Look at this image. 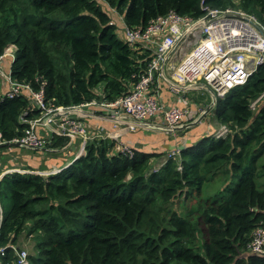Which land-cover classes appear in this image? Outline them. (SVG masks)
<instances>
[{"label":"trees","instance_id":"obj_1","mask_svg":"<svg viewBox=\"0 0 264 264\" xmlns=\"http://www.w3.org/2000/svg\"><path fill=\"white\" fill-rule=\"evenodd\" d=\"M106 1L0 0V57L8 46L17 48L5 70L35 90L44 84L57 106L113 103L150 60L128 44L122 20L135 28L171 10L203 13L202 0ZM205 2L241 8L264 22V0ZM8 90L0 75L4 142L24 135L19 117L28 108ZM263 93L264 65L218 99L214 119L230 134L184 141L176 158L136 148L130 158L116 151L115 140L96 138L58 175L6 174L0 202L8 192L11 207L0 230V249L8 248L0 263H17L12 247L26 234L37 242L30 264H264V257L248 255L254 231L264 225V102L251 109ZM54 139L56 148L67 143ZM212 183L217 191L204 195ZM190 197L196 203L180 212L177 203Z\"/></svg>","mask_w":264,"mask_h":264},{"label":"built area","instance_id":"obj_2","mask_svg":"<svg viewBox=\"0 0 264 264\" xmlns=\"http://www.w3.org/2000/svg\"><path fill=\"white\" fill-rule=\"evenodd\" d=\"M205 1L201 2L203 13L199 17L171 10L166 15L152 19L145 27L135 28L128 27L123 20L122 30L128 44L144 55L148 54L150 60L145 72L137 76L138 80L129 93L113 103L93 100L80 106L54 105L47 99L44 84L35 90L30 84H21L12 79L11 69L7 72L3 62L10 58L11 68L15 57L12 50L9 52L6 49L0 57V75L9 88L6 95L10 99L24 98L28 108L19 117L20 124L25 126L24 135L11 142L0 141V146L7 144L34 152L65 153L80 140L79 154L63 169L67 170L86 152L87 142L100 137L115 140L116 151L132 158L134 147L119 140L120 135L115 134L120 131L118 126L125 125V129L131 132L145 128L153 133L177 138L186 126L201 122L205 112L202 106H170L167 110L160 100L162 91L166 88L176 99H182L190 91L210 93L211 89L212 104L210 100L209 105L216 106L218 99L224 98L234 88L245 85L264 65V22L241 8H215ZM235 3L239 4L238 1ZM12 46L17 50L15 45ZM263 102L264 93L252 103V111H257ZM96 108L109 111L111 122L116 124L113 132H109L106 137L90 132L87 119L94 115ZM230 132L227 125H221L214 136L223 138ZM55 137L66 138L67 143L56 148L53 146ZM178 153L179 150L172 151L167 158H176ZM63 170L54 169L47 173L24 170L13 172L47 177L58 175ZM2 224L0 202V230ZM12 248L17 257L16 264H30L26 249L17 245ZM7 249H0L2 257L6 255ZM248 255L264 257V225L254 231L248 245Z\"/></svg>","mask_w":264,"mask_h":264},{"label":"crops","instance_id":"obj_3","mask_svg":"<svg viewBox=\"0 0 264 264\" xmlns=\"http://www.w3.org/2000/svg\"><path fill=\"white\" fill-rule=\"evenodd\" d=\"M209 94V92H207ZM194 92H190V94H186L185 97H182V99H176L174 95L169 92L166 88L161 93V102L163 105L167 108L170 106H191L194 107L196 105L202 106V108L205 110L204 114H202V118L204 115L208 112V110H211V107L209 105L204 106V104L208 101L210 103V94L208 95L207 99L205 98L203 102H197L195 101V97L193 96ZM202 94V93H200ZM185 98V99H184ZM208 103V104H209ZM209 106V107H208ZM161 122V120H159ZM87 122L90 126V132L96 136H102V132H105V130H109L113 132V128L116 125L114 122H111L109 111L101 110V108H96L94 115L89 117L87 119ZM127 122V121H126ZM125 126V125H124ZM221 127V124L218 121L214 120V113L211 112L207 114L206 117H204L201 122H199L197 125H195L190 129L188 133L185 135L181 134L178 135L177 138H174V136H167L165 134L160 133H153L149 132L146 129L142 128L137 130L136 132H131L128 130H122L119 131V133H123V135L120 138V141L131 145L132 147L138 149L141 152L145 153H160V151L169 153L172 152L168 150V147L170 146H179L184 143V141H191L195 142L200 140L201 138L205 136H214V132L219 130ZM94 132V133H93ZM81 141H76L73 145L69 147L65 153L60 152H31L30 155L25 156L19 163L23 168H7L10 164L15 165L16 163L13 161H9V165L3 167V165L0 164V180L3 176L8 174L9 172L18 171V170H24L26 172L30 171H40L43 173L52 172L54 169H61L63 170L65 166L74 158L75 155L79 154V150L81 147ZM2 150V149H1ZM4 152H1V155ZM86 153V152H85ZM82 154L81 156L85 155ZM31 158H34V160H30V162H33L31 168L25 167L26 165L25 161L29 160ZM166 157L159 162L161 163ZM1 162V159H0ZM159 162H156L159 163ZM4 168V170H3ZM44 168V169H43ZM68 170V169H67ZM66 171V170H63ZM62 171V172H63ZM4 220V216H3Z\"/></svg>","mask_w":264,"mask_h":264},{"label":"rangeland","instance_id":"obj_4","mask_svg":"<svg viewBox=\"0 0 264 264\" xmlns=\"http://www.w3.org/2000/svg\"><path fill=\"white\" fill-rule=\"evenodd\" d=\"M105 2H106V0H105ZM122 25H123V20H122ZM121 31L123 33V30L122 29H121ZM6 49L9 52H11V50H12V54L15 57V55H16L15 50L16 49H13V46L12 45L8 46ZM190 92L196 93L193 96L195 97L194 100L197 101V102H200V101L203 102V100L205 98L207 99V97H208V93L206 91H190ZM190 92H188V93L190 94ZM200 93H202V94H200ZM210 97H211V95H210ZM208 103H209V101H208ZM211 104H212V98H211ZM125 128H126V126H118V129L119 130H122L123 132H124ZM139 129H142V128H138L137 130H139ZM113 130H114V128H113ZM137 130H135L133 132H136ZM109 132H111V131L105 130V132H102L103 134H101V135L103 137H106ZM149 132H151V131H149ZM188 132H189V129H186L185 132H183L182 134H186ZM115 134L116 135H120L119 140H120L121 136L123 135V133H119V132H117ZM1 152H4V153L1 155ZM31 152H33V151L32 150H29V149H26V148H21V147L16 148V147H12V146H7L6 148H0V159H1L0 164L3 165V167H5V166H8L9 165V161H13L16 164L15 165H11L10 164L7 168H15V169L23 168L20 164H17V163H19L25 156L30 155ZM159 152H162V151L159 150ZM30 160H34V158H31L29 160H26L25 161L26 165H24L25 167L31 168V166H29V165H32L33 162H30ZM263 161H264V156H263V159H262L261 162H263ZM156 166H160V165H156ZM3 170H4V168H3ZM13 173H17V172H13ZM203 189H204V191H203L204 195L207 194L212 189H214V191H217V189L214 187V183H212V184H206ZM195 203H196L195 202V199H193V197H190V198L186 199L185 201H179L177 203V206L176 207H177V209L180 212L186 213V212H188L190 210V208ZM10 207H11V199L9 197V193L7 192V193H5L3 195L2 199H1V208H2V211H3V216H7V214L9 213ZM204 232H205V228H204ZM19 243H20L19 246L22 247V248H24V249H26L27 252L30 255L35 254V250L37 248V246H36L37 245V242L34 240V238H32L31 236H27L26 234H23L20 237V239H19Z\"/></svg>","mask_w":264,"mask_h":264},{"label":"water","instance_id":"obj_5","mask_svg":"<svg viewBox=\"0 0 264 264\" xmlns=\"http://www.w3.org/2000/svg\"><path fill=\"white\" fill-rule=\"evenodd\" d=\"M209 91H210L211 93H213L211 89H209ZM215 104H217V103H215ZM169 108H170V107H167L166 109L169 110ZM214 108H215V105L211 106V110H208V112L204 115V117H206L207 114H209V113H211V112H213V113L215 114L216 111H215ZM204 117H203V118H204ZM201 120H202V119H201ZM201 120H200V121H201ZM197 124H198V123L196 122L195 124H192V125H190V126H188V127L186 126V127H185V130L188 129V128H192V127H194V126L197 125ZM177 131H180V130L178 129ZM190 142H191V141L189 140L188 143H190ZM5 145H6V144H5ZM184 149H185V146H184V145L170 146V147H168V150H170V151H175V150H180V151H181V150H184ZM3 177H4V176H3ZM3 177H2V179H3ZM2 179H1V180H2ZM1 180H0V181H1Z\"/></svg>","mask_w":264,"mask_h":264},{"label":"clouds","instance_id":"obj_6","mask_svg":"<svg viewBox=\"0 0 264 264\" xmlns=\"http://www.w3.org/2000/svg\"><path fill=\"white\" fill-rule=\"evenodd\" d=\"M215 109V108H214ZM7 145V144H6ZM10 173H13V172H10ZM9 174V173H8Z\"/></svg>","mask_w":264,"mask_h":264}]
</instances>
